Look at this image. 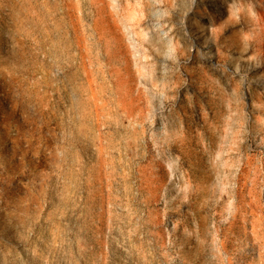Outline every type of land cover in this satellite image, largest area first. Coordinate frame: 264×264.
<instances>
[{
  "label": "rangeland",
  "instance_id": "rangeland-1",
  "mask_svg": "<svg viewBox=\"0 0 264 264\" xmlns=\"http://www.w3.org/2000/svg\"><path fill=\"white\" fill-rule=\"evenodd\" d=\"M0 264H264V0H0Z\"/></svg>",
  "mask_w": 264,
  "mask_h": 264
}]
</instances>
